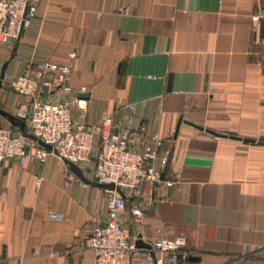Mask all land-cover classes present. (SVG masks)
Masks as SVG:
<instances>
[{
  "label": "crops",
  "instance_id": "1",
  "mask_svg": "<svg viewBox=\"0 0 264 264\" xmlns=\"http://www.w3.org/2000/svg\"><path fill=\"white\" fill-rule=\"evenodd\" d=\"M34 4L19 38L0 42V110L18 118L28 100L10 84L28 67L68 65L71 87L89 93L71 107L75 124L110 115L116 131L130 124L132 148L162 141L149 164L166 180L143 182L119 213L132 236L182 240L174 264H264V0ZM0 129L22 132L1 113ZM96 151L78 165L87 178ZM70 175L54 155L2 162L0 264L91 263L83 241L106 219V187ZM144 254L132 264H149Z\"/></svg>",
  "mask_w": 264,
  "mask_h": 264
},
{
  "label": "built area",
  "instance_id": "2",
  "mask_svg": "<svg viewBox=\"0 0 264 264\" xmlns=\"http://www.w3.org/2000/svg\"><path fill=\"white\" fill-rule=\"evenodd\" d=\"M34 1L0 0V42L15 41L27 29L35 15ZM261 16L262 13H257L252 18L257 21ZM70 77L71 68L68 65L44 61L28 67L21 76L11 81V88L28 100L16 112L17 117L24 120L27 133L0 129V167L6 159L15 158L23 162L28 158L44 162L48 155L77 165H87L91 161L93 147L97 145L89 179L114 187L105 186L106 219L92 229L83 245L93 251L90 264H132L138 249L135 246L138 237L132 236L119 213L125 208L126 198L140 194L143 182L159 181L161 173L149 162L158 157L162 141L155 136L151 144L134 149L129 144L130 124L126 123L116 131L110 115L90 125L75 124L71 107L73 104L80 106L83 102L78 94L84 89L72 88ZM56 94L57 99L54 100L52 97ZM36 139L50 145L51 149H45ZM162 162L165 163V159ZM75 178L70 175L67 180ZM130 213L135 218L142 215L136 205L131 206ZM48 217L57 220L61 215L50 212ZM152 251L155 258L145 249L144 258L149 264H174L178 253L183 258L187 256L182 240L162 236L152 245Z\"/></svg>",
  "mask_w": 264,
  "mask_h": 264
},
{
  "label": "water",
  "instance_id": "3",
  "mask_svg": "<svg viewBox=\"0 0 264 264\" xmlns=\"http://www.w3.org/2000/svg\"><path fill=\"white\" fill-rule=\"evenodd\" d=\"M78 97L88 99V97H89V93H87V92H86V93H79V94H78ZM0 113L3 114V115H5L6 117H8V119H9L12 123L17 124V125L21 128L22 133H24V134L27 133V131H26V129H25V124H24L23 121H21L20 119L14 117V116H12V115H9V114H7V113H4V112L1 111V110H0ZM187 123L190 124V125H192V126H194V127L199 128V129H203L202 127H200V126H198V125H196V124H193V123H190V122H187ZM207 132H209V133H211V134H213V135H215V136H219V137H225V136H227V135H223V134L215 133V132H213V131H208V130H207ZM175 136H176V133H175ZM30 137H31V136H30ZM230 137H231V138H234V139H238V140L241 139V138L236 137V136H230ZM31 138L35 139L34 137H31ZM36 140H37V139H36ZM243 140H244V141H248V142H253V140H250V139H243ZM37 141H38V143H39L42 147H44L45 149H48V150L51 149V146H50V145L45 144V143H43V142H41V141H39V140H37ZM62 160H63L67 165H69V168H70L71 172H72L76 177H78L82 182H84V183H86V184H96V185H101V186H106V187H114L112 184H111V185H102V184H99V183H97V182H95V181L90 180L89 178H87V177L84 175L82 169H81L77 164H75V163H73V162H71V161H69V160H67V159H62ZM165 180H166V178H165V171H163V172L160 174L159 181L154 182V185L157 186V185H159L160 182H164ZM135 246H136V248H145V249L149 250L150 253L152 254V256L155 258V255H154V253H153V251H152V245L149 244V243H145V242H143L140 236H138V239H136V241H135ZM154 264H155V263H154Z\"/></svg>",
  "mask_w": 264,
  "mask_h": 264
}]
</instances>
